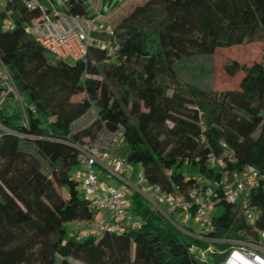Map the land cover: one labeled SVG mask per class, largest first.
Instances as JSON below:
<instances>
[{
    "label": "trees",
    "instance_id": "trees-1",
    "mask_svg": "<svg viewBox=\"0 0 264 264\" xmlns=\"http://www.w3.org/2000/svg\"><path fill=\"white\" fill-rule=\"evenodd\" d=\"M4 4L0 65L23 105L1 107L9 96L0 104V264H219L233 246L222 241L264 233V188L250 198L261 212L250 225L217 187L223 176L248 166L264 175V63L225 65L229 77L243 74L237 90L192 85L186 94L169 95L163 81L175 82L180 65L193 56L264 42V0H147L115 27L119 55L109 59L91 48L86 63L44 52L25 33L26 21L38 12L15 1ZM71 4L70 14H84L79 0ZM8 19L15 22L10 31L4 30ZM132 62L140 69H131ZM91 109L92 128L120 132L127 149L119 158L141 169L146 186L168 196L214 189L215 209L223 212L212 213L211 233L198 234L194 209L180 230L132 193L127 211L137 226L117 223L114 231L80 237L99 217L71 176L87 133L74 132L73 125ZM212 158L223 167L212 165ZM202 252L209 261L199 257Z\"/></svg>",
    "mask_w": 264,
    "mask_h": 264
},
{
    "label": "built area",
    "instance_id": "built-area-1",
    "mask_svg": "<svg viewBox=\"0 0 264 264\" xmlns=\"http://www.w3.org/2000/svg\"><path fill=\"white\" fill-rule=\"evenodd\" d=\"M5 1H15L30 12H38L37 16L26 21L25 33L44 52L55 58L63 59L71 55L74 61L86 63L91 48L104 53L109 59H115L119 55L120 43L115 27L105 19V5L101 2L103 0H79L85 8L81 15L69 13V8L73 7L71 0H0V11H5ZM6 13L9 14L10 11ZM14 27L15 22L8 19L4 30L10 31ZM0 86L3 90L0 104L11 94L18 96L1 65ZM80 161L79 169L73 177L79 183L83 201L99 215L88 229L80 232V237L114 231L117 223L132 228L137 226L138 221L127 211L132 193L139 194L153 210L180 230L190 222L191 215L188 211L191 209L195 210L194 222L202 239L214 230L211 215L219 200L213 202V188H206L202 195L201 192L192 190L187 196H168L158 188L148 186L144 190L141 186L145 181L140 168H137L134 178L133 167L123 158L111 156L94 146L81 147ZM210 163L223 167L219 159L212 158ZM98 172L118 180V186L110 187L101 183ZM217 187L221 188V199L237 209L248 224L253 225L259 221L261 212L250 198L258 189L264 188V175L248 166L241 172L232 171L223 176ZM174 214L180 216L179 223L171 219ZM257 235V238L249 237L243 241L231 242L233 246L227 250L219 264H264V233L257 232Z\"/></svg>",
    "mask_w": 264,
    "mask_h": 264
},
{
    "label": "rangeland",
    "instance_id": "rangeland-1",
    "mask_svg": "<svg viewBox=\"0 0 264 264\" xmlns=\"http://www.w3.org/2000/svg\"><path fill=\"white\" fill-rule=\"evenodd\" d=\"M111 6L107 4V0L101 1L105 5L106 20L114 27H118L120 22L127 17L136 7L142 6L147 0H110ZM109 3V4H110ZM141 28L146 29V21L140 22ZM118 31V30H117ZM66 63H73L74 59L71 55H67L64 58ZM236 62L239 65L250 66L253 63H264V42H244L239 46H233L230 48H222L215 50L214 54L210 57L207 56H193L191 59L183 61L180 65L179 77L175 82L169 81V79H163L164 84L167 87V93L171 95L174 92L181 91L187 93V90L192 85H197L200 89L212 90L214 92H224L230 90H237L239 82L243 77L242 73H238L234 77H229L224 66ZM131 69L139 70V66L135 63L130 64ZM100 79V77H95ZM116 90V91H115ZM113 91L117 92V89L113 88ZM82 96L74 98L75 102L81 101ZM21 98L15 94H11L6 98L1 107L13 108V106H22ZM96 122L95 110L91 109L83 118L76 121L73 125V131L80 133L87 131V133L80 139L82 145L94 146L103 152H108L111 156H117L124 154L127 146L121 142L120 132L111 135L104 130L102 126L95 125L92 128L93 123ZM135 172L134 178H136L137 168H132ZM75 173L71 171V176ZM115 180L114 184H108L110 187H117L118 180ZM142 189L146 190V185L143 184ZM59 193L66 198L65 191L58 190ZM129 197V196H128ZM223 212L222 207H217L213 215L220 216ZM68 236L72 235L73 224L68 223L65 225ZM71 230V232H70ZM224 243L236 242V240H224ZM209 251H213L210 247ZM199 257L202 260H208L206 253H199Z\"/></svg>",
    "mask_w": 264,
    "mask_h": 264
},
{
    "label": "crops",
    "instance_id": "crops-1",
    "mask_svg": "<svg viewBox=\"0 0 264 264\" xmlns=\"http://www.w3.org/2000/svg\"><path fill=\"white\" fill-rule=\"evenodd\" d=\"M133 168H136V167H133ZM79 169V166L77 167V169L76 170H78ZM75 170V171H76ZM135 175V172L133 171V176ZM98 176H99V178H100V182L101 183H104V184H114L115 183V180L114 181H112V179H109V177H107L105 174H103V173H100V172H98ZM116 184V183H115Z\"/></svg>",
    "mask_w": 264,
    "mask_h": 264
}]
</instances>
